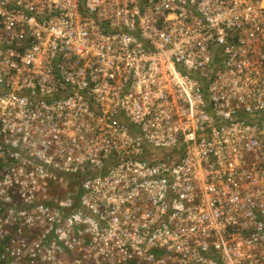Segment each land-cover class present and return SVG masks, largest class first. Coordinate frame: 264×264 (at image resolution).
Listing matches in <instances>:
<instances>
[{
    "label": "built area",
    "instance_id": "obj_1",
    "mask_svg": "<svg viewBox=\"0 0 264 264\" xmlns=\"http://www.w3.org/2000/svg\"><path fill=\"white\" fill-rule=\"evenodd\" d=\"M0 264H264V0H0Z\"/></svg>",
    "mask_w": 264,
    "mask_h": 264
}]
</instances>
